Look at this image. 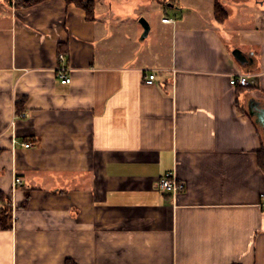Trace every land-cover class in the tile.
I'll use <instances>...</instances> for the list:
<instances>
[{"label":"crops","instance_id":"0c3cea01","mask_svg":"<svg viewBox=\"0 0 264 264\" xmlns=\"http://www.w3.org/2000/svg\"><path fill=\"white\" fill-rule=\"evenodd\" d=\"M218 1L223 22L216 0L164 17L161 55L98 17L112 0H96L94 21L64 0H0V191L13 212L0 264H264V140L249 113L264 106V0ZM238 73L250 84L233 85ZM168 171L185 182L177 196L157 187Z\"/></svg>","mask_w":264,"mask_h":264},{"label":"rangeland","instance_id":"374dc122","mask_svg":"<svg viewBox=\"0 0 264 264\" xmlns=\"http://www.w3.org/2000/svg\"><path fill=\"white\" fill-rule=\"evenodd\" d=\"M183 2L181 3L182 8L177 9L180 4H177L176 0H112L111 4L107 5V8H112L108 12L104 11L102 5H100L98 17H102L103 14L104 18L115 19L119 27L116 33L121 39L131 37L132 41L144 42L140 43L143 44V47L145 44L153 51L157 50L163 55V52L167 54L170 52V40L166 33L168 26L163 23V18L180 19L182 16L187 17V14L192 13V7L195 4L191 3L190 0H184ZM7 4L6 2V6H10ZM232 4L230 3V5ZM230 7L233 8V6ZM141 19L147 20L150 24L151 31L147 35H144ZM152 45L153 47H151ZM259 127L264 140V129L262 126Z\"/></svg>","mask_w":264,"mask_h":264},{"label":"trees","instance_id":"16d2710c","mask_svg":"<svg viewBox=\"0 0 264 264\" xmlns=\"http://www.w3.org/2000/svg\"><path fill=\"white\" fill-rule=\"evenodd\" d=\"M46 0H6L10 6L15 7H30ZM68 4H75L86 13V18L89 21L96 19V0H64ZM215 18L223 22L228 17L226 8L216 0L214 7ZM254 86H248L247 88L252 89ZM258 125H260L258 123ZM261 126V125H260ZM258 163L261 169L264 171V148L258 152ZM31 197V190L25 189V201L22 207H27ZM13 221V212L11 203L4 197V193L0 191V229H11Z\"/></svg>","mask_w":264,"mask_h":264},{"label":"built area","instance_id":"2783aa9c","mask_svg":"<svg viewBox=\"0 0 264 264\" xmlns=\"http://www.w3.org/2000/svg\"><path fill=\"white\" fill-rule=\"evenodd\" d=\"M169 18H163V22H169ZM156 79V74L152 73L149 75L148 79L146 80V83L148 84H154V81ZM61 81L63 83H70L71 78L67 76L66 74L62 75ZM233 85H241V86H247L250 84V80L248 75L243 73H238L234 75L231 78L230 81ZM24 146L30 147L33 144L31 142H25L23 143ZM22 184V179L19 177H16L14 180V185L18 186ZM157 187L162 193H169L173 196H177L180 192H182L185 189V182L178 178V176L173 171H168L164 173L162 176L159 177L157 181ZM262 198H264V193L262 194Z\"/></svg>","mask_w":264,"mask_h":264},{"label":"water","instance_id":"95a60500","mask_svg":"<svg viewBox=\"0 0 264 264\" xmlns=\"http://www.w3.org/2000/svg\"><path fill=\"white\" fill-rule=\"evenodd\" d=\"M141 22L144 27V35H147L151 29L150 24L145 19H141ZM233 55L240 63L247 61V57L240 49H235L233 51ZM252 109H256V112H254ZM249 113L252 117H255L256 122L259 123L264 129V106L259 105V103L251 104L249 107Z\"/></svg>","mask_w":264,"mask_h":264},{"label":"flooded vegetation","instance_id":"af4514ba","mask_svg":"<svg viewBox=\"0 0 264 264\" xmlns=\"http://www.w3.org/2000/svg\"><path fill=\"white\" fill-rule=\"evenodd\" d=\"M254 112H256V109H252ZM255 118V117H254Z\"/></svg>","mask_w":264,"mask_h":264}]
</instances>
